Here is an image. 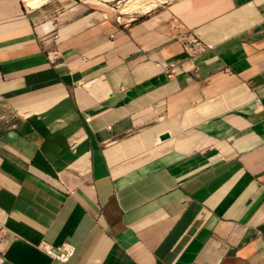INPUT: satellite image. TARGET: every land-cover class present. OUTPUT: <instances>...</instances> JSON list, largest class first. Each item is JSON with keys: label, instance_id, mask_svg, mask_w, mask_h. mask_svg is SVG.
Masks as SVG:
<instances>
[{"label": "crops", "instance_id": "1", "mask_svg": "<svg viewBox=\"0 0 264 264\" xmlns=\"http://www.w3.org/2000/svg\"><path fill=\"white\" fill-rule=\"evenodd\" d=\"M156 1L0 0L1 264H264V0Z\"/></svg>", "mask_w": 264, "mask_h": 264}, {"label": "built area", "instance_id": "2", "mask_svg": "<svg viewBox=\"0 0 264 264\" xmlns=\"http://www.w3.org/2000/svg\"><path fill=\"white\" fill-rule=\"evenodd\" d=\"M136 16L137 15L134 13H128L127 15L120 13L116 16V21L120 25L129 26L136 19ZM204 48L205 47L202 48L199 44H197L195 52L201 51ZM177 67L178 65L175 62L169 64L168 75L170 78H173L177 73ZM37 247L43 253L62 263H69L76 255V247L70 243H64L60 246H55L47 241H42ZM2 262L3 258L0 256V264Z\"/></svg>", "mask_w": 264, "mask_h": 264}, {"label": "rangeland", "instance_id": "3", "mask_svg": "<svg viewBox=\"0 0 264 264\" xmlns=\"http://www.w3.org/2000/svg\"><path fill=\"white\" fill-rule=\"evenodd\" d=\"M26 1L29 2L31 0H26ZM32 1L29 3L30 4L33 3ZM84 1H88L89 5H91L92 7H96V9H98L99 11L105 10L107 13L108 12L114 13L115 16L119 15L120 13L127 15L128 13L139 14V13L150 12L153 9H155L156 4L158 3L156 0H84ZM137 1H140L142 4H145V6L135 10H131L130 6ZM39 4L37 2L36 5L34 6H38Z\"/></svg>", "mask_w": 264, "mask_h": 264}, {"label": "bare ground", "instance_id": "4", "mask_svg": "<svg viewBox=\"0 0 264 264\" xmlns=\"http://www.w3.org/2000/svg\"><path fill=\"white\" fill-rule=\"evenodd\" d=\"M32 1V0H31ZM31 1H29V2H31ZM39 1H41V0H33L32 2L33 3H31V4H35V3H37V2H39ZM28 2V3H29ZM143 6H145V4H142L140 1H137V2H135L134 4H132L131 6H130V9L131 10H135V9H138V8H140V7H143ZM123 8V7H122Z\"/></svg>", "mask_w": 264, "mask_h": 264}, {"label": "water", "instance_id": "5", "mask_svg": "<svg viewBox=\"0 0 264 264\" xmlns=\"http://www.w3.org/2000/svg\"><path fill=\"white\" fill-rule=\"evenodd\" d=\"M167 138H169V135H168V134H165V135H163V136L161 137L162 140H165V139H167Z\"/></svg>", "mask_w": 264, "mask_h": 264}]
</instances>
